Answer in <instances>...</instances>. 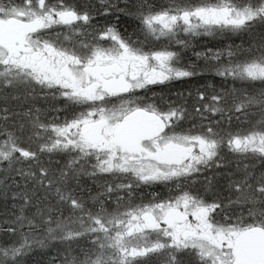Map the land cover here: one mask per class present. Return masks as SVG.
<instances>
[{
    "label": "snow or ice",
    "instance_id": "6c2138e0",
    "mask_svg": "<svg viewBox=\"0 0 264 264\" xmlns=\"http://www.w3.org/2000/svg\"><path fill=\"white\" fill-rule=\"evenodd\" d=\"M0 264H264V0H0Z\"/></svg>",
    "mask_w": 264,
    "mask_h": 264
},
{
    "label": "trees",
    "instance_id": "16d2710c",
    "mask_svg": "<svg viewBox=\"0 0 264 264\" xmlns=\"http://www.w3.org/2000/svg\"><path fill=\"white\" fill-rule=\"evenodd\" d=\"M220 38L217 37V40H219ZM233 39L236 40V43H240L239 39H236L235 37H233ZM195 43H197L198 49L202 48L205 44H207V46H213L217 43L216 40H212L211 38L208 37H198L195 41ZM191 53H189L190 55ZM176 88H186L185 85H181V84H176L174 85V89ZM158 90V89H157Z\"/></svg>",
    "mask_w": 264,
    "mask_h": 264
},
{
    "label": "flooded vegetation",
    "instance_id": "af4514ba",
    "mask_svg": "<svg viewBox=\"0 0 264 264\" xmlns=\"http://www.w3.org/2000/svg\"><path fill=\"white\" fill-rule=\"evenodd\" d=\"M197 44V43H196ZM185 85V87H188V85L187 84H184Z\"/></svg>",
    "mask_w": 264,
    "mask_h": 264
},
{
    "label": "rangeland",
    "instance_id": "374dc122",
    "mask_svg": "<svg viewBox=\"0 0 264 264\" xmlns=\"http://www.w3.org/2000/svg\"><path fill=\"white\" fill-rule=\"evenodd\" d=\"M209 38V37H208Z\"/></svg>",
    "mask_w": 264,
    "mask_h": 264
}]
</instances>
